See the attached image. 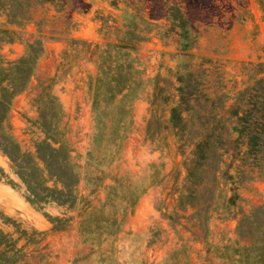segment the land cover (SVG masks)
<instances>
[{"label": "rangeland", "instance_id": "374dc122", "mask_svg": "<svg viewBox=\"0 0 264 264\" xmlns=\"http://www.w3.org/2000/svg\"><path fill=\"white\" fill-rule=\"evenodd\" d=\"M28 56L4 127L33 154L55 106L77 199L0 150L7 264H264V0H1L0 73Z\"/></svg>", "mask_w": 264, "mask_h": 264}, {"label": "trees", "instance_id": "16d2710c", "mask_svg": "<svg viewBox=\"0 0 264 264\" xmlns=\"http://www.w3.org/2000/svg\"><path fill=\"white\" fill-rule=\"evenodd\" d=\"M29 57H23L20 59L21 62L15 63L16 69H7L4 70V74V71L0 73V150L14 162L15 171L25 186L27 200L31 204L36 206L41 202L54 200L60 205L70 206L77 199L75 184L78 177L71 159L72 147L65 144L55 133L58 131L53 123L54 117L58 113L56 107L47 109L44 102L39 104L36 122L44 128L46 137L36 142L33 154L29 155L20 150L12 134L4 127L7 113L11 108L13 94L21 89L27 78L33 74L34 63L27 64ZM13 65L10 68H14ZM109 79L108 83L112 91L115 90L113 83L119 79L128 84V80L117 73L112 74ZM177 112L179 113V108L174 107L170 117L173 125H176L173 116ZM178 113L176 116L179 115ZM202 148L203 145H199L200 162L205 157ZM28 157H31V163H28L26 159ZM8 181L14 183L11 178H8ZM66 219L53 216L54 228L58 229V223L66 221ZM3 235L4 233L0 230V264H7L8 258L11 256L9 248L5 249L3 246ZM6 253L7 256H4Z\"/></svg>", "mask_w": 264, "mask_h": 264}]
</instances>
